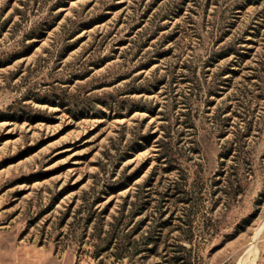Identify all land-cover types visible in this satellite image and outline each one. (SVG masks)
<instances>
[{"label":"rangeland","instance_id":"374dc122","mask_svg":"<svg viewBox=\"0 0 264 264\" xmlns=\"http://www.w3.org/2000/svg\"><path fill=\"white\" fill-rule=\"evenodd\" d=\"M263 223L264 0H0V264H264Z\"/></svg>","mask_w":264,"mask_h":264},{"label":"trees","instance_id":"16d2710c","mask_svg":"<svg viewBox=\"0 0 264 264\" xmlns=\"http://www.w3.org/2000/svg\"><path fill=\"white\" fill-rule=\"evenodd\" d=\"M115 191H118V188L114 189ZM101 197H96L95 201H99ZM95 203V202H94ZM94 205V204H93ZM142 211H139L137 214L134 215H139L141 214ZM164 216V212H161V217ZM147 220V217L143 219V221ZM163 222L159 223L157 227H162ZM156 230H149L146 235H142L140 240L133 239L132 237L134 234L138 232V229H134L132 233L134 234H127L125 237H122L121 240H126L127 245L129 246L127 251H122L121 254L117 255V258L119 259H124L126 257L136 259L137 256L143 252V251H148V252H153L158 246H159V239L160 236L158 233H154ZM114 238H117L116 236H110L107 237L106 239L109 240L108 244H111L112 241H114ZM97 257L100 256V252H97L96 254ZM145 258V257H142ZM173 258L178 259L180 258L179 256H174Z\"/></svg>","mask_w":264,"mask_h":264},{"label":"bare ground","instance_id":"6f19581e","mask_svg":"<svg viewBox=\"0 0 264 264\" xmlns=\"http://www.w3.org/2000/svg\"><path fill=\"white\" fill-rule=\"evenodd\" d=\"M263 227H264V223L261 225L260 228H258V230H257V232L255 234L254 242L256 241V239L259 236L260 232H262ZM249 252H253V254H254L253 259L252 260L250 259L249 261H251V263H254L255 260H256V257H257V253H258V250L255 247V243H252V246L249 248ZM247 262L246 261L243 262V260H241L238 264H248ZM251 263H249V264H251Z\"/></svg>","mask_w":264,"mask_h":264}]
</instances>
